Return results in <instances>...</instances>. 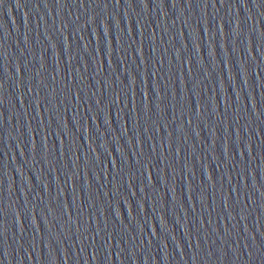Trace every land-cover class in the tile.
Masks as SVG:
<instances>
[{
    "label": "water",
    "instance_id": "water-1",
    "mask_svg": "<svg viewBox=\"0 0 264 264\" xmlns=\"http://www.w3.org/2000/svg\"><path fill=\"white\" fill-rule=\"evenodd\" d=\"M0 264H264V0H0Z\"/></svg>",
    "mask_w": 264,
    "mask_h": 264
}]
</instances>
